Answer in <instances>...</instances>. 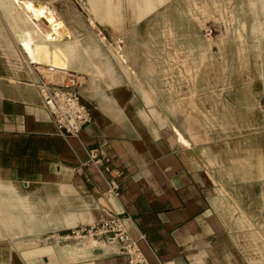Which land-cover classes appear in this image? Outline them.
I'll use <instances>...</instances> for the list:
<instances>
[{
	"label": "crops",
	"instance_id": "obj_1",
	"mask_svg": "<svg viewBox=\"0 0 264 264\" xmlns=\"http://www.w3.org/2000/svg\"><path fill=\"white\" fill-rule=\"evenodd\" d=\"M41 1L67 27L56 41L45 42L26 13L0 0V264H129L115 240L46 239L113 214L151 264H260L256 243L215 186L207 148L175 126L163 131L125 79L123 61L142 57L137 29L168 0L139 20L127 0ZM106 13L111 18L99 16ZM58 48L64 55L55 60ZM58 58L76 75L92 117L76 136L58 133L32 64ZM93 147L121 173L118 197L107 192L105 166L89 161Z\"/></svg>",
	"mask_w": 264,
	"mask_h": 264
},
{
	"label": "rangeland",
	"instance_id": "obj_2",
	"mask_svg": "<svg viewBox=\"0 0 264 264\" xmlns=\"http://www.w3.org/2000/svg\"><path fill=\"white\" fill-rule=\"evenodd\" d=\"M127 1L136 20L164 2ZM136 40L142 57L123 61L125 79L163 131L207 148L215 186L264 264V0H168Z\"/></svg>",
	"mask_w": 264,
	"mask_h": 264
},
{
	"label": "built area",
	"instance_id": "obj_3",
	"mask_svg": "<svg viewBox=\"0 0 264 264\" xmlns=\"http://www.w3.org/2000/svg\"><path fill=\"white\" fill-rule=\"evenodd\" d=\"M32 64L39 74L38 86L41 89L45 108L56 125L58 133L64 136L78 135L80 130L92 121V117L89 106L80 97L76 75L67 68H55L51 64ZM88 150L91 163L105 166L108 173L107 192L118 197L121 194V182L117 177L121 173L108 165L109 159L100 149L93 147ZM47 238L115 240L126 256L127 263L151 264L137 241L126 229L124 218L116 214L93 224L70 228L65 234H50Z\"/></svg>",
	"mask_w": 264,
	"mask_h": 264
},
{
	"label": "bare ground",
	"instance_id": "obj_4",
	"mask_svg": "<svg viewBox=\"0 0 264 264\" xmlns=\"http://www.w3.org/2000/svg\"><path fill=\"white\" fill-rule=\"evenodd\" d=\"M12 3L14 8L20 11V13L24 12V14L25 13L27 14L30 22L32 21V26L34 27V30H38L40 33L43 34L45 42L56 41L67 30L66 25L64 24L63 20H61V17L54 10L52 5L48 4L45 1L12 0ZM25 36L27 37V42L25 44L27 51L28 53L33 55L32 46L36 41L34 34L31 31L27 30L25 32ZM58 54L64 55V52H62L61 48H58L55 52H53L54 59L57 58ZM47 64H51L55 68L58 67L67 68L66 64L62 60H60V58H58L55 64L54 63H47Z\"/></svg>",
	"mask_w": 264,
	"mask_h": 264
}]
</instances>
